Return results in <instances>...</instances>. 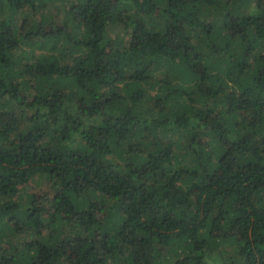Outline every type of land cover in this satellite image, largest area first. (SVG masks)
<instances>
[{"label":"trees","instance_id":"obj_1","mask_svg":"<svg viewBox=\"0 0 264 264\" xmlns=\"http://www.w3.org/2000/svg\"><path fill=\"white\" fill-rule=\"evenodd\" d=\"M0 264H264V0H0Z\"/></svg>","mask_w":264,"mask_h":264}]
</instances>
